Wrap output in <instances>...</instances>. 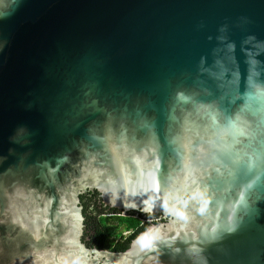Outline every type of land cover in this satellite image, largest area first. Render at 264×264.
<instances>
[{
  "label": "water",
  "instance_id": "obj_1",
  "mask_svg": "<svg viewBox=\"0 0 264 264\" xmlns=\"http://www.w3.org/2000/svg\"><path fill=\"white\" fill-rule=\"evenodd\" d=\"M0 264H264V0H0Z\"/></svg>",
  "mask_w": 264,
  "mask_h": 264
},
{
  "label": "trees",
  "instance_id": "obj_2",
  "mask_svg": "<svg viewBox=\"0 0 264 264\" xmlns=\"http://www.w3.org/2000/svg\"><path fill=\"white\" fill-rule=\"evenodd\" d=\"M81 199L87 217L86 223L91 230L95 231V234L92 235V241L98 239L99 246L102 248H108L112 251H123L130 246V242L135 237L148 227V222L132 214L106 215L109 212H104L106 210L102 206L104 204L98 191L84 194ZM125 231H128L130 234L125 239L120 240V243L117 244L113 240L110 245L103 244V239L110 235H120L121 238L125 237Z\"/></svg>",
  "mask_w": 264,
  "mask_h": 264
},
{
  "label": "flooded vegetation",
  "instance_id": "obj_3",
  "mask_svg": "<svg viewBox=\"0 0 264 264\" xmlns=\"http://www.w3.org/2000/svg\"><path fill=\"white\" fill-rule=\"evenodd\" d=\"M97 190H88L86 193L84 194H87L89 192H96ZM82 194V195H84ZM100 194V193H99ZM82 195H81V198H82ZM100 197H101V194H100ZM102 199V203L104 205H102L103 207H105V210L104 212H109V213H106V215H113V214H123L125 212H123L121 209H118V208H115V207H112L108 204H106L103 200V198L101 197ZM81 202H82V199H81ZM83 205V203H82ZM83 213H84V216H85V230H84V235H83V242L85 243V245L88 247V248H99V249H106V250H110L108 248H102L99 246V241L98 239H96L95 241H92V235L95 234V231L91 230L90 227L87 225L86 221H87V217H86V213H85V209H84V205H83ZM129 214H132L134 216H138V217H141L143 218V220L145 222H148V227L152 224H155V223H161V222H166L168 219L166 217H164V215L160 214V213H156V214H150V213H144V212H141V211H136V210H132V211H127V214L126 215H129ZM130 234V233H128ZM128 234L125 235V237L121 238L120 235H110L108 237H105L103 240V244L105 245H110L111 242H113V240H115V242L118 244L120 243L122 239H125ZM102 241V240H100ZM125 241V240H124ZM133 241V240H132ZM132 241L130 242V246L132 244ZM129 246V247H130ZM128 247V248H129ZM127 248V249H128ZM125 249V250H127ZM123 250V251H125ZM112 251V250H110ZM119 252V251H118Z\"/></svg>",
  "mask_w": 264,
  "mask_h": 264
}]
</instances>
